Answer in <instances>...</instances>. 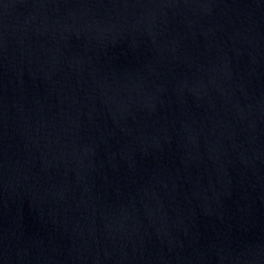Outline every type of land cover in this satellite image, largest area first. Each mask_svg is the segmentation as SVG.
Here are the masks:
<instances>
[{
  "label": "water",
  "instance_id": "1",
  "mask_svg": "<svg viewBox=\"0 0 264 264\" xmlns=\"http://www.w3.org/2000/svg\"><path fill=\"white\" fill-rule=\"evenodd\" d=\"M0 264H264V0H0Z\"/></svg>",
  "mask_w": 264,
  "mask_h": 264
}]
</instances>
